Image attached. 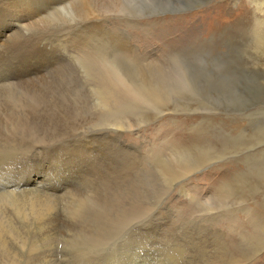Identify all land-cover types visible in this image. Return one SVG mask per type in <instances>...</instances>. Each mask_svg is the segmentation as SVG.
<instances>
[{"label":"rangeland","instance_id":"1","mask_svg":"<svg viewBox=\"0 0 264 264\" xmlns=\"http://www.w3.org/2000/svg\"><path fill=\"white\" fill-rule=\"evenodd\" d=\"M92 1L97 54L68 33L71 57L0 85V184L15 162L38 187L48 156L71 161L44 230L0 190V264H126L144 231L159 254L137 264H264V0ZM59 13L44 29H72V9Z\"/></svg>","mask_w":264,"mask_h":264},{"label":"bare ground","instance_id":"2","mask_svg":"<svg viewBox=\"0 0 264 264\" xmlns=\"http://www.w3.org/2000/svg\"><path fill=\"white\" fill-rule=\"evenodd\" d=\"M96 4L92 0H0V7H4L7 10H4L6 13V16L3 17V19L0 21V27L5 26L6 19L9 17H12L15 19L14 28H9L8 32L2 36V39L0 40V61H6L4 62L3 66L6 67V74L0 76V85H8V84H14L16 82H22L25 79L30 78L31 76H37L40 74V71L43 69H46L47 64L50 59L56 58V60L60 58V56H65L68 58L69 56H72L73 52H70V50H74L73 45L69 40H67L66 36L68 33L70 34H77L78 38L76 40L80 43L79 50L84 48L88 51V53L85 54H92L95 50H97V40H99V12L98 7L95 6ZM72 9L74 12L73 14V23L70 25V23L66 24L67 26L70 25L69 31H66L65 28L56 30H52L50 28L44 29L47 25V21L49 18L59 12ZM17 10V11H16ZM60 14V13H59ZM58 14V15H59ZM62 16V15H60ZM2 17V16H1ZM9 17V18H10ZM101 17V16H100ZM11 20V19H10ZM64 22V21H63ZM101 23V22H100ZM7 24V23H6ZM13 25V24H11ZM42 25L44 26L42 28ZM55 25V24H53ZM65 25V23H64ZM65 25V27H66ZM101 25V24H100ZM72 26V27H71ZM13 27V26H12ZM48 27V26H47ZM69 28V27H68ZM1 31V30H0ZM7 31V30H6ZM27 33V34H26ZM54 35H53V34ZM76 35V36H77ZM101 37V36H100ZM106 38V37H105ZM108 38V37H107ZM74 39V38H73ZM109 40V39H108ZM75 41V42H77ZM74 42V43H75ZM73 43V41H72ZM76 44V43H75ZM74 44V45H75ZM78 45V46H79ZM84 49V50H85ZM77 50V49H76ZM74 50V51H76ZM83 50V51H84ZM81 51V50H80ZM79 51V53H81ZM68 52V53H67ZM91 52V53H89ZM71 55H65L70 54ZM98 53L97 51L95 52ZM75 54V53H74ZM74 56V55H73ZM93 56V54L91 55ZM98 56V55H97ZM95 61V60H94ZM100 61V60H99ZM105 61V60H102ZM60 62V61H59ZM106 62V61H105ZM58 63V62H56ZM109 63V62H108ZM106 62V64H108ZM1 64V63H0ZM112 64V63H110ZM109 64V65H110ZM1 66V65H0ZM106 66V65H105ZM111 66V65H110ZM4 67V68H5ZM3 68V69H4ZM49 68V67H48ZM58 70V69H57ZM4 71V70H3ZM40 76V75H39ZM38 77V76H37ZM32 79V78H31ZM36 79V78H35ZM38 79V78H37ZM26 83V82H25ZM29 83V82H28ZM17 84V83H16ZM20 85V84H19ZM23 85V83L21 84ZM51 85V84H50ZM17 86V85H16ZM25 86V85H24ZM6 87V86H5ZM9 87V86H8ZM7 88V87H6ZM46 89V88H45ZM1 104V103H0ZM1 108V107H0ZM3 112V111H2ZM16 112V111H15ZM17 121V120H16ZM11 123V122H10ZM46 124V123H45ZM50 124V123H48ZM6 125V124H5ZM15 125V124H14ZM4 126V125H3ZM47 126V125H46ZM69 126V125H68ZM44 127V126H43ZM65 127V126H64ZM57 128V127H56ZM4 129V128H3ZM44 130V129H43ZM50 130V129H49ZM59 130V129H58ZM67 131V130H66ZM13 134V133H12ZM11 134V135H12ZM28 134V133H27ZM10 135V136H11ZM119 136V135H118ZM29 138V137H28ZM33 138V137H32ZM31 138V139H32ZM54 138V137H53ZM52 138V139H53ZM42 139V138H41ZM68 139V138H67ZM100 139V138H99ZM36 140V139H35ZM62 140V139H61ZM68 142V141H67ZM72 142V141H71ZM86 143V142H85ZM41 144V143H40ZM104 144V143H103ZM12 145V144H11ZM60 145V144H59ZM100 145V143H99ZM2 146V145H1ZM65 146V145H64ZM98 146V145H97ZM14 147V146H13ZM103 147V146H102ZM47 149V148H46ZM64 149V148H63ZM11 150V149H10ZM35 150V148H34ZM58 151V150H57ZM61 151V150H60ZM98 151V150H97ZM46 153V151H45ZM31 154V153H30ZM122 154V153H121ZM6 155V154H5ZM4 155V156H5ZM60 155V154H59ZM65 156H48L47 159L54 161L57 160L56 165H52L50 161L49 171L47 177L50 175V170L52 173V179L49 182V184L42 185L40 184L38 187H35L34 185L38 182L35 179L30 181L31 176L26 178V169L29 165L22 163V162H15L13 166L7 168L9 169V174L11 175L4 179V184H0V190H5V194L8 195V197L11 195V193L15 194H22L24 195L22 198L18 199L17 201L22 203V206L27 208L26 210L33 209L34 212H36V218L38 222L39 229H43L44 225L52 220H45L44 218H51V214L54 212L52 211V205L51 202H56V194L60 191V188L56 185V181L61 178V176L64 174L62 171L57 170L58 164L61 166H66L67 168L70 167L71 161L69 160V154H63ZM67 156V157H66ZM105 156V155H104ZM25 157V156H24ZM71 157V156H70ZM86 157V156H85ZM138 157V156H137ZM5 158V157H4ZM131 158V157H130ZM3 159V158H2ZM105 159V158H104ZM19 160V159H18ZM125 160V159H124ZM107 161V160H106ZM8 162V161H7ZM28 162V161H27ZM70 162V163H69ZM118 162V161H117ZM93 163V162H92ZM134 164V163H133ZM2 165V164H1ZM122 165V164H121ZM135 165V164H134ZM6 166V165H4ZM3 166V168H4ZM97 166V165H96ZM133 166V165H132ZM130 167V166H129ZM102 168V167H101ZM6 169V168H5ZM47 169V168H46ZM84 169V168H83ZM60 170V169H59ZM72 170V169H71ZM133 170V169H132ZM1 171V170H0ZM3 171V170H2ZM1 171V173H3ZM28 171V170H27ZM69 171V170H68ZM67 171V172H68ZM81 171V170H80ZM85 171V170H83ZM131 171V169H130ZM89 173V171H88ZM5 174V173H3ZM41 174V173H40ZM46 174V171H44V175ZM62 174V175H61ZM74 174V173H73ZM78 174V173H77ZM130 174V173H129ZM65 175V174H64ZM71 175V174H70ZM88 175V174H86ZM117 175V174H116ZM8 176V175H7ZM41 176H43L41 174ZM72 176V175H71ZM76 176V175H75ZM73 176V177H75ZM100 176V175H99ZM103 176V175H102ZM78 177V176H77ZM123 177V176H122ZM82 178V177H81ZM93 178V177H92ZM71 179V178H70ZM77 179V178H75ZM87 179V178H86ZM123 179V178H122ZM112 180V179H111ZM3 181V180H2ZM45 181H48V179H45ZM30 182V185L27 184ZM133 182V181H132ZM76 183V182H75ZM80 185V184H79ZM104 185V184H103ZM89 186V184H88ZM42 187V188H41ZM47 187V188H46ZM8 188V190H7ZM127 188V186H126ZM106 189V188H105ZM109 189V188H108ZM125 190V189H123ZM137 190V189H136ZM18 191V192H17ZM107 192V191H106ZM105 192V193H106ZM117 192V191H116ZM104 193V192H103ZM1 194V191H0ZM4 194V196H5ZM118 194V193H117ZM2 194L0 195V197ZM75 196V195H74ZM11 197V196H10ZM25 197V198H24ZM17 198V197H15ZM62 198V197H61ZM81 198V197H80ZM101 198V197H100ZM107 198V197H106ZM65 199V197H64ZM69 199V198H68ZM50 200H52L50 202ZM3 202V201H2ZM16 202V200H15ZM14 202V203H15ZM60 202V201H59ZM81 202V201H80ZM125 202V201H124ZM122 203V202H121ZM5 204V203H4ZM12 204V203H11ZM20 204V203H19ZM57 204V203H56ZM18 205V203H17ZM54 205V204H53ZM81 205V204H80ZM12 206V205H11ZM20 207V206H19ZM123 207V206H122ZM5 208V207H2ZM9 208V207H8ZM23 208V207H22ZM24 209V208H23ZM22 209V210H23ZM54 209V207H53ZM145 209V208H144ZM25 210V209H24ZM70 210V209H69ZM151 210V209H150ZM2 211V210H1ZM12 211V210H11ZM10 211V212H11ZM18 211V210H17ZM52 211V213H51ZM124 211V210H123ZM130 211V210H129ZM6 212V210L4 211ZM21 212V211H20ZM127 212V211H126ZM3 213V211H2ZM121 213V212H120ZM149 213V212H148ZM81 214V213H80ZM151 214V213H150ZM86 215V214H85ZM125 215V214H124ZM135 215V214H134ZM138 215V214H137ZM82 216V215H81ZM122 216V215H121ZM25 217V216H24ZM54 217V215H53ZM123 217V216H122ZM126 217V216H125ZM137 217V216H136ZM56 218V217H55ZM75 218V217H74ZM115 218H118L115 216ZM150 218V217H149ZM148 218V219H149ZM58 219V218H56ZM87 219V218H86ZM125 219V218H124ZM127 219V218H126ZM119 220V219H117ZM29 221V220H28ZM33 222V220H31ZM103 221V220H100ZM115 221V219L113 220ZM55 222L54 219L52 221ZM70 222V221H69ZM161 222V221H160ZM31 223V222H30ZM48 223V224H49ZM106 223V222H104ZM120 223V221H119ZM122 223V222H121ZM52 224V223H51ZM57 224V222H55ZM52 224V225H55ZM115 224V223H114ZM153 227H156L159 225L158 221L155 220L154 223L152 222ZM118 225V224H117ZM120 225V224H119ZM255 225V224H254ZM259 225V224H258ZM48 228V225H46ZM49 226H51L49 224ZM148 226V225H147ZM253 226V225H252ZM7 227V226H6ZM54 227V226H53ZM128 227V226H127ZM150 227V226H149ZM264 227V226H263ZM4 228V227H3ZM8 228V227H7ZM51 228V227H49ZM55 228V227H54ZM114 228V227H113ZM45 229V228H44ZM43 229V230H44ZM104 229V228H103ZM132 229V228H131ZM138 229V228H137ZM144 229V228H143ZM181 229V228H180ZM3 230V229H2ZM8 230V229H7ZM21 230V229H20ZM91 230V229H90ZM94 230V229H93ZM152 230V229H151ZM168 230V229H167ZM22 231V230H21ZM47 231V230H46ZM48 231H51L48 230ZM117 231V230H116ZM115 231V232H116ZM121 231V229H120ZM195 231V230H194ZM260 231V230H259ZM15 232V231H14ZM43 232V231H42ZM54 232V231H53ZM77 232V231H76ZM106 232V231H105ZM110 232V231H109ZM114 232V230L112 231ZM119 232V231H118ZM125 232V230H124ZM122 232V233H124ZM155 232V231H154ZM160 232V231H159ZM196 232V231H195ZM10 233V232H9ZM86 233V232H85ZM50 234V233H48ZM53 234V233H52ZM107 234V233H106ZM116 234V233H114ZM121 234V232H120ZM132 234V233H131ZM47 235V232H46ZM45 235V237H46ZM58 235V233H57ZM78 235V234H77ZM86 235V234H85ZM91 235V234H90ZM113 235V234H112ZM117 235V234H116ZM151 235V234H150ZM153 235V234H152ZM207 235V234H206ZM248 235V234H245ZM256 235V234H255ZM16 236V235H15ZM48 236V235H47ZM62 236V235H61ZM87 236V235H86ZM156 236V235H155ZM161 236V235H160ZM242 236V235H241ZM249 237H255L250 236ZM257 236V235H256ZM262 236V235H261ZM18 237V236H17ZM26 237V236H25ZM49 237V236H48ZM159 237V236H158ZM194 237V235H193ZM222 237V236H221ZM85 238V237H84ZM118 239V237H115V239ZM133 238V239H132ZM157 238V236L155 237ZM154 238V239H155ZM167 238V237H166ZM191 238V237H190ZM240 238V237H239ZM246 238V237H245ZM248 238V237H247ZM258 238V237H257ZM1 239V238H0ZM34 239V238H33ZM43 239V238H42ZM90 239V238H89ZM121 239V238H120ZM132 239V240H131ZM192 239V238H191ZM31 240V239H30ZM48 240V239H47ZM50 240V239H49ZM55 240V239H54ZM126 240V239H125ZM124 240V241H125ZM132 242H128L126 244V248L123 250L121 261L124 260V262H128L126 264H137L135 261V257L137 259H143L141 256H144L146 259L142 260L143 263H146L148 261V257H150L151 253H155V255L159 254L158 247L150 248L151 242L148 240H152V237L148 236L146 234V231L144 232H134L133 235L129 239ZM253 240V239H252ZM7 241V240H6ZM94 241V240H93ZM118 241V240H117ZM156 241V239H155ZM159 241V240H157ZM175 241V240H174ZM196 241V240H195ZM241 241V240H240ZM250 241V240H249ZM248 241V242H249ZM264 241V240H263ZM120 242V241H119ZM123 242V241H121ZM192 242V240H191ZM243 243H245L242 240ZM247 242V244H248ZM12 243V242H11ZM21 243V242H20ZM44 243V242H43ZM251 243V242H250ZM16 244V243H15ZM38 244V243H37ZM112 244H114L112 242ZM118 245V243H115ZM122 244V243H121ZM159 244V242H158ZM171 244V243H170ZM177 244V243H176ZM193 244V243H192ZM191 244V245H192ZM203 244V243H202ZM51 245V244H49ZM205 245V244H204ZM227 245V244H226ZM24 246V245H23ZM30 246V245H29ZM108 246V245H107ZM120 246V245H119ZM123 246V245H122ZM125 246V245H124ZM156 246V245H155ZM166 246V245H165ZM193 246V245H192ZM206 246V245H205ZM54 247V246H53ZM207 247V246H206ZM210 247V245H209ZM228 247V246H227ZM32 248V247H31ZM30 248V249H31ZM49 248V247H48ZM191 248V247H190ZM201 248V247H200ZM205 248V247H204ZM219 248V247H218ZM113 249V248H112ZM111 249V250H112ZM115 249V248H114ZM120 249V248H119ZM197 249V248H196ZM199 249V248H198ZM221 249V248H220ZM224 249V248H223ZM33 250V249H32ZM89 250V249H88ZM107 250V249H106ZM178 250V249H177ZM176 250V251H177ZM210 250V249H209ZM228 250V248H227ZM1 251V250H0ZM40 251V250H39ZM113 251V250H112ZM168 251V250H167ZM170 251V250H169ZM21 252V251H20ZM119 252V251H118ZM189 252V251H187ZM218 252V251H217ZM220 252V251H219ZM226 252V250H225ZM224 252V254H225ZM2 253V252H1ZM116 252L114 251V254ZM179 253V252H178ZM184 254L183 252H181ZM190 253V252H189ZM212 253V252H210ZM235 253V252H234ZM104 254V253H103ZM121 254V253H120ZM157 254V255H158ZM204 254V253H203ZM241 254V253H239ZM175 255V254H174ZM186 255V254H185ZM228 255V253L226 254ZM234 255V254H233ZM232 255V256H233ZM242 255V254H241ZM5 256V255H4ZM20 256V255H19ZM89 256V255H88ZM193 256V255H192ZM231 256V255H229ZM57 257V256H56ZM82 257V256H81ZM90 257V256H89ZM93 257V256H92ZM111 257V256H110ZM180 257V256H178ZM184 257V255L182 256ZM221 257V256H220ZM228 257V256H227ZM26 258V257H25ZM152 262H154L155 256L152 257ZM174 258V257H173ZM190 258V257H189ZM202 258V257H201ZM208 258V257H207ZM222 258V257H221ZM244 258V257H243ZM4 259V258H3ZM24 259V258H23ZM179 259V258H178ZM186 259V258H185ZM234 259V258H233ZM6 260V259H5ZM13 260V259H12ZM157 260V259H156ZM219 260V259H218ZM227 260V259H226ZM230 260H232L230 258ZM237 260V259H236ZM241 259L240 261H242ZM9 261V260H8ZM22 261V260H21ZM35 261V260H34ZM84 261V260H83ZM111 261V260H110ZM120 261V262H121ZM141 261V260H140ZM146 261V262H145ZM158 261V260H157ZM199 261V260H198ZM203 261V260H202ZM210 261V260H209ZM208 261V262H209ZM223 261V260H222ZM245 261V260H244ZM10 262V261H9ZM12 262V261H11ZM10 262V264H12ZM39 262H43L40 261ZM86 262V261H85ZM161 262V261H160ZM180 262V261H179ZM186 262V260H185ZM218 262V261H217ZM228 262V261H227ZM226 262V263H227ZM38 263V262H37ZM109 263V262H108ZM122 263V262H121ZM187 263V262H186ZM230 263V262H229ZM232 263V262H231ZM230 263V264H231ZM3 264V263H2ZM14 264V263H13ZM16 264V263H15ZM42 264V263H41ZM120 264V263H118ZM125 264V263H124ZM176 264V263H175ZM234 264V263H233Z\"/></svg>","mask_w":264,"mask_h":264}]
</instances>
